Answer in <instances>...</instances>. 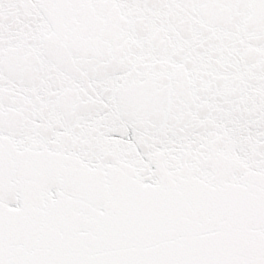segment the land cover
<instances>
[{
  "label": "snow or ice",
  "instance_id": "6c2138e0",
  "mask_svg": "<svg viewBox=\"0 0 264 264\" xmlns=\"http://www.w3.org/2000/svg\"><path fill=\"white\" fill-rule=\"evenodd\" d=\"M0 264H264V0H0Z\"/></svg>",
  "mask_w": 264,
  "mask_h": 264
}]
</instances>
